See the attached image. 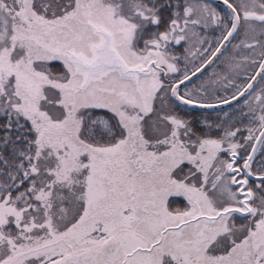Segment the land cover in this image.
Returning <instances> with one entry per match:
<instances>
[{
  "label": "snow or ice",
  "instance_id": "1",
  "mask_svg": "<svg viewBox=\"0 0 264 264\" xmlns=\"http://www.w3.org/2000/svg\"><path fill=\"white\" fill-rule=\"evenodd\" d=\"M0 264H264V0H0Z\"/></svg>",
  "mask_w": 264,
  "mask_h": 264
}]
</instances>
